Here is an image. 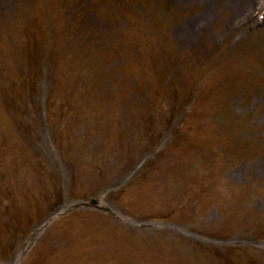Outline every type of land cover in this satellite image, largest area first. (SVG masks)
Returning <instances> with one entry per match:
<instances>
[{"label": "rangeland", "instance_id": "obj_1", "mask_svg": "<svg viewBox=\"0 0 264 264\" xmlns=\"http://www.w3.org/2000/svg\"><path fill=\"white\" fill-rule=\"evenodd\" d=\"M247 1L246 13L232 16L223 1L206 11L168 0L154 20L166 27L171 70L157 54L152 18L132 19L156 8L154 0L121 15L113 0H9L12 19L0 27V264H194L180 238L220 226L214 209L228 193L241 201L239 214H230L244 226L214 240L232 251L201 258L244 264L259 243L245 228H264V181L231 177L242 163L264 167V73L257 68L264 28L253 22L246 30L243 15L234 31L224 30L253 12ZM174 13L176 21L166 22ZM203 35H210L212 60L187 51ZM116 56L117 65H102ZM50 91L57 106L47 119ZM234 98L238 111L222 121V104ZM247 144L256 152L246 159L225 149ZM212 197L206 218L195 214Z\"/></svg>", "mask_w": 264, "mask_h": 264}]
</instances>
